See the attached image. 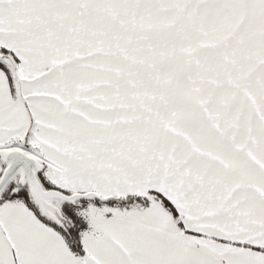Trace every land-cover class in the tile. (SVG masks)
<instances>
[{
	"label": "snow or ice",
	"instance_id": "1",
	"mask_svg": "<svg viewBox=\"0 0 264 264\" xmlns=\"http://www.w3.org/2000/svg\"><path fill=\"white\" fill-rule=\"evenodd\" d=\"M0 264H264V0H0Z\"/></svg>",
	"mask_w": 264,
	"mask_h": 264
}]
</instances>
